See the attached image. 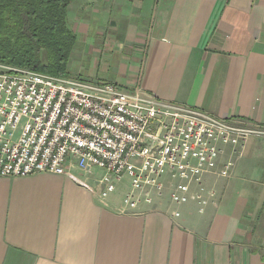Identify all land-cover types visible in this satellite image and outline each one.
<instances>
[{
  "label": "crops",
  "instance_id": "1",
  "mask_svg": "<svg viewBox=\"0 0 264 264\" xmlns=\"http://www.w3.org/2000/svg\"><path fill=\"white\" fill-rule=\"evenodd\" d=\"M69 25L79 80L264 127V0H76ZM205 184L217 195L203 213L171 201L169 181L124 211L128 180L102 201L66 176L2 178L0 264H264V139Z\"/></svg>",
  "mask_w": 264,
  "mask_h": 264
},
{
  "label": "built area",
  "instance_id": "2",
  "mask_svg": "<svg viewBox=\"0 0 264 264\" xmlns=\"http://www.w3.org/2000/svg\"><path fill=\"white\" fill-rule=\"evenodd\" d=\"M253 138L264 139V127L161 101L140 86L128 92L0 63V179L66 176L102 201L128 180L124 211L162 199L169 181L171 201L193 199L203 213L217 195L205 178L230 179ZM95 169L94 186L74 175Z\"/></svg>",
  "mask_w": 264,
  "mask_h": 264
},
{
  "label": "trees",
  "instance_id": "3",
  "mask_svg": "<svg viewBox=\"0 0 264 264\" xmlns=\"http://www.w3.org/2000/svg\"><path fill=\"white\" fill-rule=\"evenodd\" d=\"M76 0H0V63L67 77L77 36L69 25Z\"/></svg>",
  "mask_w": 264,
  "mask_h": 264
},
{
  "label": "rangeland",
  "instance_id": "4",
  "mask_svg": "<svg viewBox=\"0 0 264 264\" xmlns=\"http://www.w3.org/2000/svg\"><path fill=\"white\" fill-rule=\"evenodd\" d=\"M71 29L74 31V33L77 36V33L75 32L74 28H71ZM77 42H78V36H77ZM77 46L78 45L76 43V46H75V48H74V50L72 52L71 59H70V62H69L68 76L67 77L73 78V79H83V80H85L84 78H82V76L86 73V70L82 66V64H84V60H79V59H83L80 56L79 52H77L76 54L74 53V51L77 48ZM73 54H74L75 57H73ZM76 64H78V65H76ZM79 64L81 66H79ZM78 172H79V174H78L79 177L81 179H83V180H86L89 183L93 182L94 179H99L101 177V175H102V171L99 170V169L93 170L90 174H84L81 171H78ZM231 178H232V176H231ZM230 179H224V180H230ZM209 190H211V189H209Z\"/></svg>",
  "mask_w": 264,
  "mask_h": 264
}]
</instances>
